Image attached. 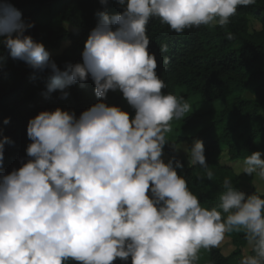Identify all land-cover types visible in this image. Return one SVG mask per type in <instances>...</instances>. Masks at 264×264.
Returning <instances> with one entry per match:
<instances>
[{
  "label": "clouds",
  "instance_id": "clouds-1",
  "mask_svg": "<svg viewBox=\"0 0 264 264\" xmlns=\"http://www.w3.org/2000/svg\"><path fill=\"white\" fill-rule=\"evenodd\" d=\"M123 11L98 13L82 52L83 63L61 70L43 43L25 33L22 13L0 3V45L12 59L37 73L50 71L48 93L95 84L104 101L119 91L135 111L98 102L78 118L56 108L29 120L30 158L0 174V264H196L201 249L219 247L227 233L242 232L247 247L239 264H264V189L246 195L225 178L219 203L201 204L178 174L187 155L190 168L213 179L203 141L169 144L172 122L193 111L188 99L163 91L157 58L149 52L153 18L177 34L220 27L228 40L231 17L256 0H116ZM107 6L108 0H100ZM78 31V30H77ZM167 52V45L161 46ZM10 123V118L4 120ZM8 137L0 140V165ZM174 155L167 163L164 148ZM221 153V156H225ZM254 152L238 163L237 175L264 184V159ZM220 159V157H219ZM203 179V177H200Z\"/></svg>",
  "mask_w": 264,
  "mask_h": 264
},
{
  "label": "trees",
  "instance_id": "trees-1",
  "mask_svg": "<svg viewBox=\"0 0 264 264\" xmlns=\"http://www.w3.org/2000/svg\"><path fill=\"white\" fill-rule=\"evenodd\" d=\"M3 2L0 0V3ZM7 2L22 13L26 25H35L25 34L43 43L50 59L62 71L67 65L83 63L84 45L90 32L97 26L98 13L112 16L123 11L116 0H108L107 6L101 5L100 0ZM58 4L62 5L60 25H40V16ZM253 22L259 23L260 29H255ZM227 31L233 33L235 39L228 40L226 30L218 26L194 27L181 34L172 31L157 18L150 20L147 26L149 52L156 55V71L166 85L163 89L165 94L178 96L181 90L186 97L198 96L203 103L222 107L220 111L192 115L185 120L187 129L197 130L195 135L179 137L175 141L167 138L169 144L177 145L203 141L207 163L214 173L213 179L209 180L204 169L198 165L190 168L181 152L178 159L183 162L184 168L177 171L187 180L190 190L198 196L201 204L208 208L219 203L218 194L223 190L226 177L246 195L256 191V184L264 186L254 175H237L234 171L236 163L254 152H261L264 156V0L239 7L236 15L230 19ZM162 45H167V52L161 51ZM50 75V71L37 73L26 62L12 59L0 45V140L8 137L14 142L5 145L0 174H10L30 159L26 152L31 143L27 136V125L42 111L61 108L75 112L78 118L91 106L104 102L122 108L132 118L135 116L134 109L119 91H110L107 99L101 101L95 95V84L90 77L83 84L66 88L64 91L69 93L66 99L61 98L60 90L48 93ZM245 94L252 95L253 99L245 98ZM8 118L10 123L5 124L4 120ZM205 121L210 125L205 126ZM221 153L226 155L221 156ZM174 155L177 154L166 145L164 161L167 163ZM225 236L230 240L228 244L234 248L230 255H225L220 245L208 249L206 254L199 253L196 264H232L236 257H241L247 247L244 234L232 232ZM114 264L125 262L117 259ZM128 264H131L130 259Z\"/></svg>",
  "mask_w": 264,
  "mask_h": 264
},
{
  "label": "rangeland",
  "instance_id": "rangeland-1",
  "mask_svg": "<svg viewBox=\"0 0 264 264\" xmlns=\"http://www.w3.org/2000/svg\"><path fill=\"white\" fill-rule=\"evenodd\" d=\"M61 13H62V5L58 4L56 5L53 9L45 11L39 18V24L42 26H59L61 22ZM253 27L255 29H260V24L257 22H253ZM178 96H183L185 99H188L189 102L193 106V111L189 112L186 114L185 118L182 120H176L172 122L173 125V132L168 134V139L175 141L179 137H187V136H193L197 133L196 129H187L186 128V119L192 115H201L210 111H220L222 110V107L220 105H210L207 103H203L201 98L198 96H185L184 91H178ZM245 98L247 99H253V96L250 94H245ZM205 126H209V122L205 121L204 122ZM219 134V131L217 132V135ZM182 156H184L185 159H187L186 153L181 151ZM262 159H264V156H261ZM188 160V159H187ZM238 163L235 164V167ZM243 175V174H241ZM258 188L264 189V186L262 185L261 187L256 184ZM230 242L229 238L225 236L224 241L220 244L223 249V252L225 255H230L233 252V246L228 244ZM227 244V245H226ZM246 249V248H245ZM199 253L206 254L208 253V249H201ZM241 257H236L233 261L232 264H239Z\"/></svg>",
  "mask_w": 264,
  "mask_h": 264
}]
</instances>
